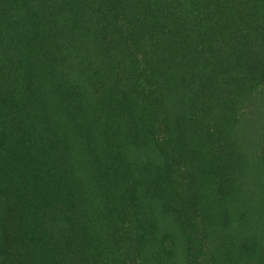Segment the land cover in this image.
I'll use <instances>...</instances> for the list:
<instances>
[{"label":"trees","instance_id":"1","mask_svg":"<svg viewBox=\"0 0 264 264\" xmlns=\"http://www.w3.org/2000/svg\"><path fill=\"white\" fill-rule=\"evenodd\" d=\"M0 230L10 264L175 233L181 264H264V0H0Z\"/></svg>","mask_w":264,"mask_h":264},{"label":"rangeland","instance_id":"2","mask_svg":"<svg viewBox=\"0 0 264 264\" xmlns=\"http://www.w3.org/2000/svg\"><path fill=\"white\" fill-rule=\"evenodd\" d=\"M241 127L247 128V123H244ZM3 235H4L3 232L0 230V264H10V260L15 263L16 262V254L14 252H11V254H9V255H7L5 253V250L7 249V247L5 244L6 240H4ZM173 236H174L173 240L175 242L176 247H175V253H172L171 255L169 254V256H171V260H167L166 258H161L162 260H160V259H157V260L153 259L152 260V257H151V258L146 259L142 264H173L175 259L179 260V262L176 264H181V256L179 254V250L181 251L182 239H181L179 233H175ZM109 237H110V244L111 245L107 244L104 241H100L97 243V247L102 248L103 251L110 247L111 251L113 252L112 257H107V258L102 257L100 259V256H98V257L95 256L94 261L97 264H116V260H118V262H120L119 264H127L129 260H127V259L119 260V258H118V256H120V253L117 250V243L115 242V236L113 235V239H112V235H110Z\"/></svg>","mask_w":264,"mask_h":264}]
</instances>
